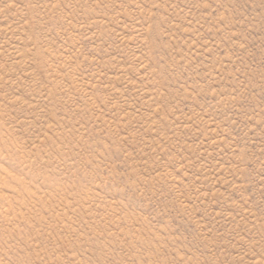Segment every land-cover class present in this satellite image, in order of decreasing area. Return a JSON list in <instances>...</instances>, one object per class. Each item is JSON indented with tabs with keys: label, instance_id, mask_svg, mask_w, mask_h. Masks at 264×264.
Masks as SVG:
<instances>
[{
	"label": "rangeland",
	"instance_id": "374dc122",
	"mask_svg": "<svg viewBox=\"0 0 264 264\" xmlns=\"http://www.w3.org/2000/svg\"><path fill=\"white\" fill-rule=\"evenodd\" d=\"M0 264H264V0H0Z\"/></svg>",
	"mask_w": 264,
	"mask_h": 264
}]
</instances>
